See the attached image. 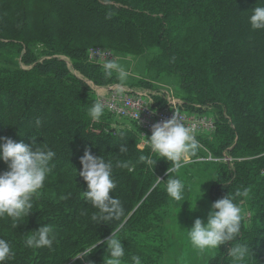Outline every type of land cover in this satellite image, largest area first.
Here are the masks:
<instances>
[{"label": "trees", "instance_id": "16d2710c", "mask_svg": "<svg viewBox=\"0 0 264 264\" xmlns=\"http://www.w3.org/2000/svg\"><path fill=\"white\" fill-rule=\"evenodd\" d=\"M23 1L25 5L21 6L22 0H0V145L4 138H10L33 150L39 147L56 155L49 163L52 172L33 198L29 216L21 220L17 228L12 227L11 218H0V239L5 240L14 252L13 258L0 264H61L83 251L89 254L83 259L92 262L96 256L98 264H104L107 246L101 242L107 241L112 232L125 248L122 264H134L132 256H139L141 264L149 263L152 258L157 261L160 248L145 242L136 243L133 239L140 233L156 231L154 229L163 233L156 209H167L170 204L178 205L186 200L187 185L184 199L179 202L167 194L164 181L168 177L179 179L174 173L166 175L149 192L155 178L151 177V181L144 174L124 175L117 171L116 163L122 159L115 154L121 146L119 139L110 136L96 139L91 132L85 131V125L90 124L91 119L89 109L96 101L84 81L70 75L65 61L59 58L61 55L38 61L45 55L46 47L58 51L69 49L70 53H75L82 49L72 46L77 39L94 38L112 41L130 50H133L131 45L135 50L158 48L159 64L167 73L179 78L185 94L198 95L200 102L214 106L220 103L218 100L226 103L219 92L223 85L229 86L225 92L227 99L239 95L245 82L256 85L258 93L253 99L244 103L233 101L224 106L227 117L218 108V122L223 127L218 138L219 148L231 146V151L226 150L239 160L235 161V176L219 174V183L217 181L210 190L211 201L215 203L228 193L234 195L237 190L251 188V198L247 201L252 204L249 209L254 212L253 218L245 220L244 217L237 240L216 249L207 264H264V155L251 157L256 152L258 155L264 152V140L249 148L253 151L247 154L250 159H242L237 153L248 149L246 140H251L258 131L264 132V29L253 30L250 24L253 10L264 7V0H114V3H111L113 0H37L46 8L40 11L42 22L39 27L44 30L49 15L60 25L53 27L55 31L51 28L40 32L41 41L37 43L40 52L35 55H31L33 51L27 45L19 43L38 20V16L33 17L30 12L35 0ZM17 10H20L19 18L12 19L11 13ZM109 15L111 19L107 18ZM127 15L136 16V19H128ZM16 25H19L18 30ZM10 31L18 35V41L3 40ZM62 38L66 39V44L57 41ZM22 49L25 53L21 60L33 65L29 69L21 68L17 59L9 60L14 50L20 53ZM251 59L256 62L247 69ZM76 65L92 76L96 74L86 63ZM218 81L223 83L218 85ZM241 118H245L246 126L240 124ZM36 120L42 124L37 126ZM102 122H106V118L102 117ZM106 123L107 126L110 124ZM244 143L245 150L241 149ZM86 149H90L93 156H102L105 162H112L111 178L117 187L110 195L121 201L124 210L121 220L129 216L125 222L113 220L99 224L91 219L98 209L85 201L83 192L88 191V186L78 174L83 170L80 160ZM131 157L138 163L140 155ZM153 165L158 166L157 163ZM165 168L163 165L158 171L163 173ZM6 171L10 169L0 159V174ZM74 172L77 177L71 178ZM66 180L71 181V187ZM155 194L157 202L153 199ZM134 204L137 206L133 211ZM143 209L147 213L142 214ZM151 213L155 216L148 223L146 218ZM134 220H138L139 230L133 225ZM42 226L53 228L52 248L26 247V240ZM124 230L128 233L121 236ZM237 245H247L253 254L242 262H235L228 250ZM74 246L73 253L71 248ZM39 259L41 261L37 263Z\"/></svg>", "mask_w": 264, "mask_h": 264}, {"label": "rangeland", "instance_id": "374dc122", "mask_svg": "<svg viewBox=\"0 0 264 264\" xmlns=\"http://www.w3.org/2000/svg\"><path fill=\"white\" fill-rule=\"evenodd\" d=\"M38 3L39 2L37 0L33 1L31 4L33 8L30 9L33 17L34 15L36 17L38 16V20H36V22L33 24V29L28 31V35L19 41L21 45H27L33 51L31 55L39 54L40 52V50H38L40 48L37 45V43L41 41L39 36L40 32L44 30L49 31L51 28L53 29V27L60 25L58 21L53 22V19L49 15L44 30L41 29L39 25L40 21L42 22L40 19L42 18V12L40 11L46 8H44L43 3H39V5ZM111 3H114V0L111 1ZM22 5H25L23 0L21 2V6ZM49 9L50 8H48L46 11ZM17 16L19 18L20 10L11 13L12 19H15ZM127 17L128 19H136V16L133 15H127ZM7 25H11V22L7 23ZM16 29H19V25H16ZM60 30L63 29L60 28ZM17 36L18 35L13 33V31H10L7 36L4 35L3 40L5 42H9V40L18 41ZM57 41L59 43L66 44V39L64 38L57 39ZM46 44L48 45V43ZM72 46L82 49L75 51V53H70L69 49H61L58 51L56 49H49V47H46L44 50L45 55L40 57L38 61H42L44 59L48 60L51 58V55H61L59 58L65 61L66 68L70 75L77 76L80 80L84 81V84L92 93V97L96 99L95 89L102 92L106 88L116 85L119 83V81L116 79L115 73H113L112 78H106L102 64H99L101 67L97 66V61L91 60L88 56L86 57V55L95 48L107 49L113 54L115 61L119 63L129 74L127 82L124 85L126 89L129 91L148 94L151 101L153 102V105L158 107L165 106L168 101L172 99L176 101L177 106L179 105V108H181L182 111L185 112L189 117L204 119L205 122L202 130L198 131V133H195L196 139L203 145V148L196 156H190L187 161H184L178 173H174L185 185H187L186 187L188 188V192L186 200L178 205H173L174 203L170 204L167 209H162L160 207L156 209L155 213L159 215V218H161L162 221V227L164 230L163 233H160L158 229H154L156 231L147 233L145 232L144 234L140 233L133 239V241L136 243L145 242L160 248V256L157 261L156 259L152 258L149 263L147 262V264H153L154 262H156L155 264H207L209 259L215 255L216 249L206 250L203 254L199 253L197 250H194L188 239V230H191V228L194 226L196 219H201L205 225L207 224L208 214L212 210L213 205L210 198V190L217 181L219 183V174H224V176L229 174L231 177L235 176V161L239 160L238 158L233 157L234 154L226 150L230 149L231 151V146L229 148H219L218 138H220L223 127H221V122H218V108L220 107L222 109V114L227 117V110L224 108V106H226L227 103H233V101L238 103L239 100H242L244 103L245 101L253 99L258 93L256 85L245 82V87L239 91V95H236L234 99H227L225 92L228 90L229 86L223 85L219 92L222 94V98L226 99V103H222L220 100H218L220 103H217L218 105L214 106V104L209 102L198 101V95H187L182 91V88H180L179 85V78L174 74L167 73L164 67L159 64L160 61L158 62V58L160 51L156 47H144V49L142 48L140 50H135L134 46L131 45L133 50H130L129 48L122 47L120 45L114 44L112 41L101 38H94L90 40L77 39ZM42 49H44V46L41 48V50ZM23 53H25L24 49H22L20 53L14 50L12 55L9 57V60L17 59L21 68L29 69L33 65H27L21 60ZM255 62L256 59L249 60L247 63V69L249 67H253ZM76 63H86L87 67H91L92 71H94L96 74L92 76L84 72V70L80 66H77ZM243 70L245 71V66ZM222 83V81L217 82L218 85ZM247 83L248 85H246ZM185 101H188L187 103L189 104L186 105ZM107 114L108 113L104 111V115L102 117L106 118V122H110V126H107L106 122H102V118L99 122L90 119V124H86L84 127L85 131L91 132L92 135H94L93 138L96 139L105 136L119 139L120 144L126 146L128 151L124 154L116 151L115 154L122 158L121 162L131 161L135 166V171L129 172L127 169L116 167L117 171L124 173V175L131 173L132 175L142 176L144 174V176H149L151 181V177L155 178L156 180L149 189L150 192L152 188L158 185L167 175V170L171 166L170 163L165 159H160V157L151 153L148 140L152 134L143 131L140 127H136L135 124L134 126L133 123L117 119ZM228 123L231 125L233 123L230 118H228ZM240 124L246 126L245 118H241ZM262 130H264V128ZM122 135L123 138H121ZM254 137L251 138V140H246L248 141L246 144V147H248L247 150H245L244 143V146H242L241 149H244L245 151H237L241 158L245 157L244 159H250L252 157L253 159V157L264 155V152L259 155L258 152H256L251 154V157L247 155L248 153L250 154L253 152L249 149L250 147L258 146L259 143L264 140V132L261 133V131H258ZM131 155L151 156L152 159L157 157L160 160H156L158 166H149L147 164L140 165L131 159ZM163 165L167 169L165 168V172L162 173L158 170L161 167L163 169ZM189 174L190 177L188 176ZM72 177H77L75 172L73 175H71V178ZM167 180L164 181V183H167ZM66 182L68 187H71V181L66 180ZM159 189L162 190V186H160ZM146 196L147 193L145 194L144 198H146ZM249 198H251V195L248 198L240 197L235 200V203H237L243 209L245 220L249 217L252 219L254 214V212L249 209L252 205L249 201H247ZM153 199L155 202L158 201L156 194L153 196ZM140 202L137 205H139ZM137 205H133V211ZM194 208L195 210H193ZM143 213H147V210L143 209L142 214ZM154 216L155 215L152 213L148 214V218H146L148 223L153 221ZM128 217L129 216H127L125 219L123 218V221L121 220L122 223L125 222ZM137 221L138 220H134L133 225H135V227L138 229ZM133 225L131 227H133ZM119 227L120 224L117 226V229ZM126 233L128 232L124 230L121 236L125 235ZM158 233H160V235H158ZM71 249V252L74 253L76 247L74 246ZM84 252L87 251L79 252L69 261H66L67 259H65V261H63L61 264H98L96 256H94V261L92 262L88 259H78L77 256ZM40 261L41 260L39 259L37 263Z\"/></svg>", "mask_w": 264, "mask_h": 264}, {"label": "clouds", "instance_id": "9594fccd", "mask_svg": "<svg viewBox=\"0 0 264 264\" xmlns=\"http://www.w3.org/2000/svg\"><path fill=\"white\" fill-rule=\"evenodd\" d=\"M107 18L111 19V15ZM250 24L253 30L264 29V7H256L253 10ZM97 54L99 55V53ZM102 67L106 78H112L113 73L116 74L119 83L115 85V90L122 93L125 90L124 85L128 79V72L115 60L106 59L102 63ZM104 108L105 105L97 100L89 109L88 115L93 121L99 122L104 115ZM36 124L40 126L42 122L36 120ZM148 144L152 154L170 163L171 166L166 173L168 176L178 173L182 163L187 161L190 156H196L203 148V145L196 139L195 128L186 127L176 112L171 119L152 126V135ZM0 149H2L0 159L10 169V171L0 174V218L5 216L11 218L12 227L17 228L21 224L20 221L32 212L33 198L43 188L47 176L52 172L49 163L56 154L51 150L45 151L39 147L33 150L29 145L15 143L10 138H4ZM127 151L126 146L119 147L121 154L127 153ZM80 163L83 170L78 174L88 186V191L83 192L84 199L98 209V213L93 214L91 219L99 224L121 220L124 215L122 203L118 198H113L110 195L117 187L111 178L112 162H105L102 156L95 157L91 154L90 149H86ZM138 163L152 166L156 165L157 161L153 160L151 156L141 155ZM116 167L127 169L129 172L135 171V166L131 161L117 162ZM166 191L171 199L179 202L184 199L185 184L180 179H168ZM250 192L251 188H246L243 191L237 190L234 195L228 193L224 198L213 203L206 225L201 219L195 220L194 226L188 230V239L194 250L203 254L206 250L218 249L226 243L237 240V237L240 236L244 212L234 201L239 197L248 198ZM54 240L53 228L42 226L26 240V247L51 249ZM101 243H105L107 246L104 264H122L125 248L116 234L112 232V236ZM228 252L235 262H242L250 253L253 254L252 249H249L247 245L231 247ZM88 255L84 252L77 258L83 259ZM13 257L14 252L10 245L0 239V262ZM131 259L134 264H141L139 256H132Z\"/></svg>", "mask_w": 264, "mask_h": 264}, {"label": "built area", "instance_id": "2783aa9c", "mask_svg": "<svg viewBox=\"0 0 264 264\" xmlns=\"http://www.w3.org/2000/svg\"><path fill=\"white\" fill-rule=\"evenodd\" d=\"M87 56L100 65L106 59L115 60L109 50L102 48L91 50ZM95 93V100H100L105 105L104 111L106 113L117 119L133 123L149 134H152L154 124L171 119L175 112L186 127L195 128V133L202 130L204 126V119L189 117L172 99L165 106L158 107L153 105L148 94L129 91L126 88L121 93L115 90V85L106 88L102 92L95 89Z\"/></svg>", "mask_w": 264, "mask_h": 264}]
</instances>
